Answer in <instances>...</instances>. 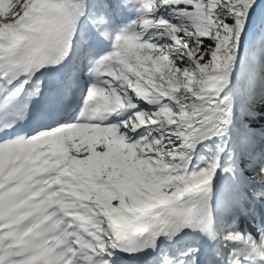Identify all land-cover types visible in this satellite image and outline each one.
Listing matches in <instances>:
<instances>
[{
  "label": "snow or ice",
  "instance_id": "6c2138e0",
  "mask_svg": "<svg viewBox=\"0 0 264 264\" xmlns=\"http://www.w3.org/2000/svg\"><path fill=\"white\" fill-rule=\"evenodd\" d=\"M0 264H264V0H0Z\"/></svg>",
  "mask_w": 264,
  "mask_h": 264
}]
</instances>
